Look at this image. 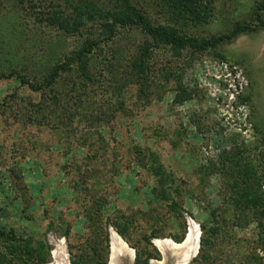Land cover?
Returning <instances> with one entry per match:
<instances>
[{
    "label": "rangeland",
    "instance_id": "1",
    "mask_svg": "<svg viewBox=\"0 0 264 264\" xmlns=\"http://www.w3.org/2000/svg\"><path fill=\"white\" fill-rule=\"evenodd\" d=\"M205 1L209 21L193 24L160 0H131L153 24L231 37L152 47L145 92L132 83L118 94L143 30L118 27L103 41L105 58L122 62L103 71L101 60L79 91L75 68L35 90L21 77L38 84L84 36L39 22L25 0H0V264H48L54 239L69 264H107L112 229L135 262L160 264L154 240L182 242L188 216L200 230L188 264H264V7L262 23L254 16L264 0Z\"/></svg>",
    "mask_w": 264,
    "mask_h": 264
},
{
    "label": "trees",
    "instance_id": "2",
    "mask_svg": "<svg viewBox=\"0 0 264 264\" xmlns=\"http://www.w3.org/2000/svg\"><path fill=\"white\" fill-rule=\"evenodd\" d=\"M23 2L24 0H19ZM29 10L36 15L39 22L47 23L52 26L63 30L71 35L80 34L83 40L80 46L72 50L68 55L64 56L61 62L51 67L50 71H47L40 79V82L36 84L35 81H31L29 78L21 77L28 85L35 90L43 91L44 89L53 86L57 82V78L61 77V71L72 70L78 71L82 80L80 84L77 82H71L72 91H79V88L84 87L86 83H93L97 81L96 72L98 70L97 63L101 60L106 63L103 71H111L113 65L118 62H110L105 58L103 54V41L110 40L116 33L118 27H128V29L143 30L148 38L141 46V50L138 54L131 56L128 62V73L126 76H120L116 78V90L118 94L120 91L132 83H139L140 91L145 92V83L148 79V67L145 62L150 57V50L152 47L168 43L170 46L178 50L186 46H191L198 50L215 47L218 43L222 42L225 38H230V35H220L211 37H202L200 39L192 36H186L178 31L174 26L153 24L149 16L142 12L140 8L135 6L131 0H108L105 3L101 0H25ZM164 4L171 15L176 16L177 21H189L193 24L207 23L211 16L213 9L210 1L205 0H160ZM104 3V4H103ZM110 3V5H109ZM109 5V6H108ZM264 7V3L254 9V16L262 23L261 14L259 10ZM98 27L96 30L97 35L93 36V32L89 30L92 27ZM236 31L243 29V26L236 28ZM95 37V38H94ZM98 50V52L96 51ZM95 51V54H94ZM115 51V50H114ZM105 53V51H104ZM114 59V58H113ZM124 72V71H123ZM123 77V78H121ZM49 91H52V87ZM118 110L123 108V102L118 101ZM39 104V103H38ZM33 104L34 110L41 107V104ZM30 120L37 123L40 119L46 117L43 114L36 116ZM41 122V121H40ZM248 190L244 189V193ZM256 196H252L251 202L253 205H258L260 200L256 199ZM169 207L174 210H182L175 203L169 204ZM263 214L264 211L260 212ZM258 224L264 230L263 220H259ZM261 243L264 246V237L261 234ZM148 257L145 258V264L148 262ZM95 264H100L95 260ZM135 264H138L137 261Z\"/></svg>",
    "mask_w": 264,
    "mask_h": 264
},
{
    "label": "bare ground",
    "instance_id": "3",
    "mask_svg": "<svg viewBox=\"0 0 264 264\" xmlns=\"http://www.w3.org/2000/svg\"><path fill=\"white\" fill-rule=\"evenodd\" d=\"M199 232L200 230L197 224L192 219H189L188 230L182 242L177 243L170 238L155 239L154 242L158 246L157 248L160 249L164 255L163 262L160 264H165V259L168 257L167 255L173 258L174 264H188L196 250L197 239L200 235ZM52 243H54V249L52 251L53 261L48 264H69L62 242L54 239ZM110 243L112 258L107 264H120L118 261L120 255L133 253L113 229L111 231Z\"/></svg>",
    "mask_w": 264,
    "mask_h": 264
},
{
    "label": "flooded vegetation",
    "instance_id": "4",
    "mask_svg": "<svg viewBox=\"0 0 264 264\" xmlns=\"http://www.w3.org/2000/svg\"><path fill=\"white\" fill-rule=\"evenodd\" d=\"M118 261L120 262V264H135V255H133L130 263H128V253L126 255H120ZM149 264H150V260H149ZM166 264H174L173 259L170 257L169 258L167 257Z\"/></svg>",
    "mask_w": 264,
    "mask_h": 264
},
{
    "label": "water",
    "instance_id": "5",
    "mask_svg": "<svg viewBox=\"0 0 264 264\" xmlns=\"http://www.w3.org/2000/svg\"><path fill=\"white\" fill-rule=\"evenodd\" d=\"M188 218L189 219H192L190 216H188ZM198 226V228H199V225H197ZM110 237V236H109ZM153 241V240H152ZM199 241H200V238L198 237V239H197V247H196V250L194 251V255L193 256H195L196 254H197V252H198V248H199ZM154 243V242H153ZM132 250V256H130L129 255V258H130V261L132 260V257H133V255L135 254V252H134V250L133 249H131ZM161 252V251H160ZM162 253V252H161ZM192 256V257H193ZM111 258H112V256H111V253H110V257H109V262H110V260H111ZM164 259V255H163V253H162V260ZM167 259V258H166ZM166 259H165V261H166ZM108 262V263H109ZM152 262H153V260H150V264H152ZM157 262V261H156Z\"/></svg>",
    "mask_w": 264,
    "mask_h": 264
}]
</instances>
